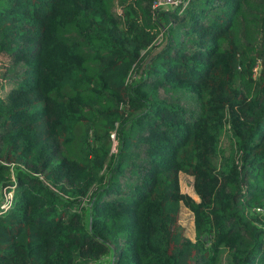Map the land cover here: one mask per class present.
Masks as SVG:
<instances>
[{
	"label": "trees",
	"instance_id": "16d2710c",
	"mask_svg": "<svg viewBox=\"0 0 264 264\" xmlns=\"http://www.w3.org/2000/svg\"><path fill=\"white\" fill-rule=\"evenodd\" d=\"M152 1L0 0V264H264V0Z\"/></svg>",
	"mask_w": 264,
	"mask_h": 264
},
{
	"label": "rangeland",
	"instance_id": "374dc122",
	"mask_svg": "<svg viewBox=\"0 0 264 264\" xmlns=\"http://www.w3.org/2000/svg\"><path fill=\"white\" fill-rule=\"evenodd\" d=\"M113 1L116 3L117 0H113ZM126 1L128 2L129 0H126ZM115 3H113V4L115 5ZM166 9H168V8H166ZM156 43L157 42H155V44ZM6 60H7L6 57H3V56L0 57V64L3 66L5 65L4 67L2 66V68H0V72H3L4 69L7 67V65L4 62ZM1 61H3V62H1ZM9 75H10V73H9ZM3 84H5V87L0 89V96L1 97L4 96V94L6 93L7 88H8L6 82H4ZM77 131H78V129L75 130V133ZM178 179H179L180 192L183 194L189 195L191 198H193L194 200L197 201V197L195 196L193 189H192V178H191V176L184 174V173H182V174L180 173ZM177 222L182 227L184 236L189 238V239H192L193 238L192 214L183 205H181L179 208L178 215H177Z\"/></svg>",
	"mask_w": 264,
	"mask_h": 264
},
{
	"label": "built area",
	"instance_id": "2783aa9c",
	"mask_svg": "<svg viewBox=\"0 0 264 264\" xmlns=\"http://www.w3.org/2000/svg\"><path fill=\"white\" fill-rule=\"evenodd\" d=\"M178 2L179 0H153L150 6L151 9L155 11L177 6ZM110 138L112 139V150H114L116 142L113 134L110 135Z\"/></svg>",
	"mask_w": 264,
	"mask_h": 264
}]
</instances>
